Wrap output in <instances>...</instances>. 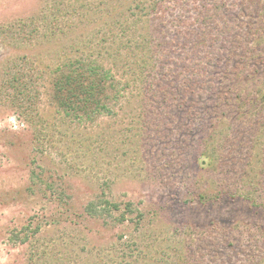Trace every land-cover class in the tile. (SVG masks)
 Here are the masks:
<instances>
[{"label":"rangeland","instance_id":"obj_1","mask_svg":"<svg viewBox=\"0 0 264 264\" xmlns=\"http://www.w3.org/2000/svg\"><path fill=\"white\" fill-rule=\"evenodd\" d=\"M73 7L77 13H67ZM33 17L44 33L21 39ZM45 18L67 34L51 36ZM104 19L85 0H0V79L11 59L27 53L36 64L49 61L60 37L65 43L96 32ZM223 85L231 106L217 105V114L194 122L139 109L85 122L47 90L27 116L0 97V264H127L123 252L136 244L132 264H247L264 246V108L246 105L240 115L234 103L246 81ZM201 150L213 154L212 165L201 161ZM249 194L260 201L243 197ZM100 198L120 205L115 216L131 202L129 216L144 215L141 227L92 217L87 206ZM24 226L30 237L21 243L12 234Z\"/></svg>","mask_w":264,"mask_h":264},{"label":"trees","instance_id":"obj_2","mask_svg":"<svg viewBox=\"0 0 264 264\" xmlns=\"http://www.w3.org/2000/svg\"><path fill=\"white\" fill-rule=\"evenodd\" d=\"M85 2L88 8L104 15L99 30L83 33L82 37L75 35L74 40L65 43L57 37L60 46L49 61L41 59L42 63L36 64L37 60L25 53L11 59L2 69L0 97L7 96L22 107L24 115H32L30 111L37 106L40 92L47 90L61 110L85 122L94 123L97 116L131 109L147 114L165 110L167 116L177 112L182 121H202L206 115L218 113L214 110L217 105L231 106V94L223 84L240 79L247 83L236 94L241 103H234L240 115L246 105L252 112L253 106H257L256 111H263L264 0ZM78 10L73 7L67 13ZM53 16L59 18L60 14ZM28 20L30 26L23 28L25 32L20 38L39 39L44 33L39 19ZM43 27L50 28L53 37L66 33L51 20ZM45 74L50 76L42 79ZM9 90H14L11 96L6 94ZM212 155L199 152L205 164L214 163ZM32 178L42 181L36 172ZM47 186L54 189L53 184ZM259 187L262 198L264 186ZM259 196L243 197L257 204ZM259 204L264 208V200ZM132 205L128 202L121 214L115 216V211L122 209L120 205L100 198L89 203L87 212L92 217L107 214L121 224L135 220V226L140 228L144 215L140 212L139 218L129 216L134 213ZM36 228L39 230V225ZM29 229L24 226L14 231L12 238L27 242ZM136 247L127 246L122 256L125 263L132 264L129 258L137 253ZM247 260V264H264V246L258 251L253 249Z\"/></svg>","mask_w":264,"mask_h":264}]
</instances>
